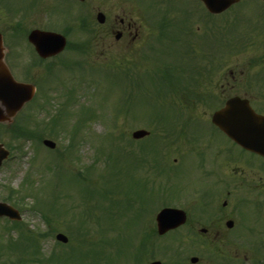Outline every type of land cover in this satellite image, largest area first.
<instances>
[{"label": "rangeland", "instance_id": "374dc122", "mask_svg": "<svg viewBox=\"0 0 264 264\" xmlns=\"http://www.w3.org/2000/svg\"><path fill=\"white\" fill-rule=\"evenodd\" d=\"M10 1L9 9L6 7L8 35L11 26H16L18 21L21 22V17L24 19L22 29L38 27L61 32L65 29L64 25L72 24L68 34L71 43H81L88 35L79 30L77 22L72 20L77 13L84 14L87 8L90 10L87 6L69 1V7L62 5L55 7L57 10L53 11L51 8L58 1L37 0L36 6L22 16L24 5H29L33 0ZM225 14L218 16L216 22H223L227 15ZM67 15L68 20L64 21ZM13 49L20 54V67H26L29 55L22 42L19 41L18 46L15 45ZM125 49L127 48L123 44H117L113 49L92 45L88 53L69 49L51 60L57 69L51 73L54 80L49 83L50 102L47 108L38 114L40 119L62 108L71 112L68 114L62 110V115H66L62 123L71 125L79 121V112L83 109L84 113L88 114V118L84 119L81 126L78 125L77 131L72 135L78 157L72 156L73 159H70L69 155L66 157L64 155L57 158L52 166V173L50 163L53 153L49 148L42 143L36 144L35 138L29 143L15 140L11 137L9 128L0 125V142L8 145L10 150L9 158L0 168V201L18 208L22 216L21 228L9 230L4 228V221L0 219L1 263L39 264L36 260L40 258L41 264H128L130 261L128 255L134 254L132 250H135L139 221L142 217L147 219L151 217L149 213L144 216L146 211L151 207L157 209L159 205L157 203L162 198L178 195V182L182 181V185L194 181L193 172L188 179L182 180V175L175 168L173 174L169 175L172 178L171 183L175 181V184L169 185L168 173L164 175L166 167L162 166L160 161L162 147L160 149V144L154 139L157 133L155 130L158 129V136L161 137L160 132L163 128L154 127L151 122L166 118L165 124L169 125L173 119L172 115H176L177 112L154 98L150 88L149 91L145 89L139 91L137 87L124 85L122 72L134 67L135 63L143 62L140 58L143 48H138L134 53ZM117 57L120 59L119 67L114 65L116 63L114 59ZM151 60L150 58L149 61ZM66 61L78 63L69 65L70 72L58 69V65ZM49 63L46 61L34 67L37 99L35 103L26 105L15 117L17 119L14 123L21 127L34 126L30 118L37 115V105L42 101L40 98L42 87L47 85L44 80L45 66ZM150 63L152 62H146V65L139 68L134 67L142 70L137 73L140 74V79L147 82L154 78L153 70L143 71ZM222 70L217 71V76L223 74ZM140 128L151 131L152 137L149 135L150 137L146 139L130 143L131 132ZM67 131L68 127L63 133L59 130L45 137L55 141L56 149L61 151L70 140ZM151 140L152 144L149 146ZM18 144L23 147L21 152L17 149ZM146 145L149 146L148 149ZM141 146L144 147L140 150ZM177 155L178 152L176 153L174 149L169 155H163V159L176 166L172 158ZM74 170L79 171L80 175H75ZM9 187L22 192L18 196L7 197ZM108 190L110 194L114 192L115 194L103 198ZM144 193L148 196L143 198ZM20 197H23L22 202L17 200ZM43 216L47 217L48 222H44ZM42 231L48 234L51 231L62 232L69 240L65 244L58 243L52 233L42 239L38 235ZM181 234L183 233L178 231L159 238L154 236L155 247L163 248V245L174 247L175 237H180ZM37 235L38 239L30 243L23 237L35 238ZM9 241L13 246L7 248L5 244ZM37 242L40 247L38 252H34ZM91 244L96 246L92 247ZM96 248L100 249V255ZM118 248L119 254L115 255ZM79 249L88 251L86 259ZM235 253L240 256L237 258ZM241 254L247 258L244 264H252L256 257H264V249L194 248L184 244L177 252H173L172 249L167 250L165 254L157 249L153 253L145 252L134 264H143L152 259H160L163 264L179 262L183 264L185 261L189 263V257L192 255L199 257L198 264H221L224 260L228 261V264H241ZM52 255L53 259L45 263L44 260ZM222 256L224 259H221ZM129 264L133 263L130 261Z\"/></svg>", "mask_w": 264, "mask_h": 264}, {"label": "flooded vegetation", "instance_id": "af4514ba", "mask_svg": "<svg viewBox=\"0 0 264 264\" xmlns=\"http://www.w3.org/2000/svg\"><path fill=\"white\" fill-rule=\"evenodd\" d=\"M3 1L0 0V26H3L0 33L3 42L9 44L4 60L13 76L24 81L27 77L19 70V56L10 51L16 39L13 29L12 34L6 33L8 1ZM90 3L100 4L97 10L100 7L103 10L99 40L108 48L120 42L128 48L132 44L141 46L144 40L155 36L167 39L168 29H178L191 19L203 22L205 29L209 27L210 31L200 34L183 25L177 33L181 52L185 46L197 47L208 55L209 63L178 65L182 70L194 72V78L185 73L188 78L178 83L182 121L172 135L175 137L169 139L166 151L176 149L178 155L172 162L177 164L182 180L193 172L194 181L182 185V181L178 182L177 199L170 205L181 209L186 221L173 230L195 233L193 239L189 235L191 239L186 240L202 248L264 243V132L249 137V144L244 147L211 119L232 96L247 100L256 113L264 115V0H238L227 8L226 53L224 62L218 64L224 70L217 78V65L213 63L217 38L215 30L211 31L215 22L210 14L204 15L207 11L200 0H90ZM23 22L21 17L19 29ZM24 31L25 28L21 34ZM111 35L115 43L107 41ZM25 40L33 51L27 35ZM207 42L208 49L204 47ZM254 72L258 79L252 76Z\"/></svg>", "mask_w": 264, "mask_h": 264}, {"label": "water", "instance_id": "95a60500", "mask_svg": "<svg viewBox=\"0 0 264 264\" xmlns=\"http://www.w3.org/2000/svg\"><path fill=\"white\" fill-rule=\"evenodd\" d=\"M207 7L214 12H219L226 8L233 0H203ZM29 40L35 44L36 49L42 55H48L55 53L63 48L64 38L59 34L45 32L40 30H33L29 35ZM0 38V103L3 105V109L0 107V121L10 120L20 106L27 101L32 93L33 86L31 84L16 82L9 74L2 57V44ZM5 109V110H4ZM263 118L258 116L254 117V120L250 124H240V126L230 125L229 128H236L234 131L240 135L255 134L256 129L264 128ZM260 121V123H259ZM253 131V133H252ZM249 132V133H247ZM146 134L144 130H136L132 133L133 137L139 138ZM44 143L50 147L54 146V143L50 140H44ZM7 154L0 147V160ZM165 210H162L157 216L158 232L163 233L166 229L178 224L182 221V215L178 211L175 214H166ZM0 214H7L14 216L15 211L4 203H0ZM163 218V219H162ZM179 218V219H178ZM58 240L63 242L67 241V238L58 233L56 235ZM195 261V258L191 259ZM149 264H160L159 261H153Z\"/></svg>", "mask_w": 264, "mask_h": 264}, {"label": "trees", "instance_id": "16d2710c", "mask_svg": "<svg viewBox=\"0 0 264 264\" xmlns=\"http://www.w3.org/2000/svg\"><path fill=\"white\" fill-rule=\"evenodd\" d=\"M57 115H59V112L51 115L50 117H45V118H42L40 119V123H48L50 125H55L56 124V121L57 119H59V117L57 118ZM62 126V125H61ZM63 127V126H62ZM64 130V128H63ZM70 147V144H67L66 146H64V150H67L69 149Z\"/></svg>", "mask_w": 264, "mask_h": 264}]
</instances>
